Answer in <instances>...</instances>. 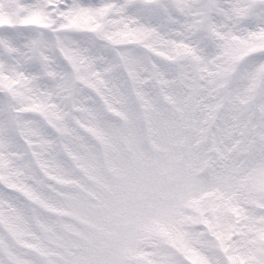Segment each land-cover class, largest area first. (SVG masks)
I'll list each match as a JSON object with an SVG mask.
<instances>
[{"label":"snow or ice","instance_id":"obj_1","mask_svg":"<svg viewBox=\"0 0 264 264\" xmlns=\"http://www.w3.org/2000/svg\"><path fill=\"white\" fill-rule=\"evenodd\" d=\"M0 264H264V0H0Z\"/></svg>","mask_w":264,"mask_h":264}]
</instances>
